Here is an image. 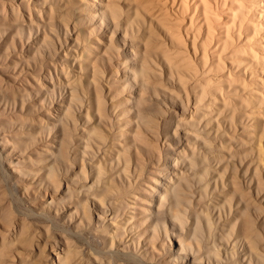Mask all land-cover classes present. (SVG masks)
<instances>
[{
  "label": "rangeland",
  "instance_id": "rangeland-1",
  "mask_svg": "<svg viewBox=\"0 0 264 264\" xmlns=\"http://www.w3.org/2000/svg\"><path fill=\"white\" fill-rule=\"evenodd\" d=\"M18 1L15 0L14 3ZM96 1L69 0L66 3L70 23L69 33L57 24L53 26L54 34L50 33L49 28L46 29L47 41H52L56 53H60V48L65 50L64 56L55 54L54 51L51 58L43 55L46 61L52 59L56 66L58 80L53 79L54 73L50 67L51 77L55 82V92L54 95H47L44 98L34 94L28 95L24 98V102L26 104L32 103L31 108L33 109L28 113L26 112V114L19 112L20 116L23 115L28 120L32 119L31 122L37 124V121H46L42 109H48L51 106L58 107V104L63 100H65L64 103H68L66 98L69 96V91L65 92L63 91L64 87H60V84H63V78L56 64L60 60H71L68 54V48L72 47L70 45L71 39H68L67 36L73 38V35H75L78 42L84 47L92 40L96 50L107 48V51L114 54L110 61L105 58L102 65L98 63L99 69L103 71L101 76L105 80L101 78V84L96 85V93L94 91L95 87L86 84L85 73L87 72L84 70L83 75L78 80H80L82 89L86 92L84 106L88 108L87 112L83 110L78 112L76 107L78 109L80 107L71 104L75 112L73 124L64 122L67 127V139H69L70 145L68 164L65 167L70 172L69 174L73 176L70 178H74V180L69 181L59 177L60 188L63 190L66 182L69 186H72V183L85 184V187L81 189L76 187L75 190L71 188L69 192L73 190L71 193L78 198L76 200L80 201L86 210L87 217L82 220V226L87 225V228L83 229L81 236L71 237L73 234L71 232L75 231V227L71 225L72 223L68 219L65 220L64 218L63 220V216L60 215L62 211L66 210L67 202L63 205L50 207L53 211H42L41 208L45 206V201L49 199L47 188L41 187L38 191L34 190L33 193L27 194L28 196L19 193L16 182L12 179L9 167L5 163L7 156L0 155V232L3 230L2 226L7 218L8 220L10 218L11 222L7 220L8 224L6 225H11L10 227L13 229L12 234L5 235V242L2 239L6 246L4 254L8 257L5 260L6 263L3 264H19L18 255L23 258L25 264H58L54 255L60 253V249L64 248V240L76 245L73 249L78 253L79 264H126L121 258L112 255L110 249L106 247L104 241L107 238L102 235L103 231L101 229L108 227L110 219L107 217L108 215H104L101 206L90 198V196L97 193V198L105 199L104 202L109 200L105 193L98 192L95 188L97 186H91L90 184V181H94V185H96V180H92V175L88 171L90 166L86 162L88 155L93 157V153L99 154L96 165L102 169L100 175L102 183L107 187L116 188L117 195L122 196L121 200L123 201L126 197L129 206L132 207H121L122 204L118 206L117 217L119 220H122L125 215L131 214L130 212L135 217L145 212L146 215L147 213L149 216L151 214V222H156L154 231L138 226L140 237H142V239H139L140 249L137 248L135 239L132 242H128L129 240L117 241L114 243L115 248L126 244L128 249L132 250V253L136 252V255L142 258L145 257L143 259L148 264H192V256L188 254L190 250L187 249V245L192 246L196 252L198 251L196 244H198L199 250L202 252L199 255L200 259L194 264H215V257H212L206 251L216 247V261L218 260V264H264V72L253 60H250V63L248 62L246 65L245 56L247 57V55L244 52V50L249 52L253 49L257 51L255 45L263 40L264 30L259 32L261 27L259 30L256 28L257 32L254 36L245 38L244 29L239 32L235 27L232 28L230 22H226L225 26L233 29L228 35L226 34L230 41L229 51L215 53L213 50L219 48L216 44L217 38L215 39V36L218 37L217 29L212 24V31L205 35L207 27L205 22L200 23L201 14L197 0H182L187 12L182 17L178 16L179 18L175 15L177 13L175 10L177 0H145L144 2L114 0L118 18L114 19L113 22L109 18L84 19L80 22L77 19L80 17L79 11L91 10V12H95L94 10L101 7L100 3L104 2V0ZM219 1L221 0H218V6L214 7V0H210L209 8H211L209 11L211 13H208L210 17L214 15L222 21L225 20L226 14L224 11L226 10L219 5ZM27 4L33 6L31 0H22L23 6L16 4V12L25 15ZM132 10H136L138 15L144 18L145 25H135L133 31L128 29L126 34H123V17L129 15ZM98 15L99 13L96 12V17ZM188 16L193 18L195 30L198 29L196 32H199L200 38L202 36L204 42H202V45L206 49L204 55L201 54V42L198 39H194V45L191 42L192 30L188 24ZM258 19L252 17L251 21L257 23ZM213 21L211 19L208 22L213 23ZM227 21L229 20L227 19ZM72 22L75 23L74 29H72ZM196 25L198 28H196ZM89 26L90 34H84L82 28ZM177 27L180 28V35L177 33ZM19 28V31H13V35L8 41L9 50H12L11 45L16 49L20 48L21 43L22 46L26 45L27 26L23 25L22 28ZM30 31L32 34L37 35L33 28ZM175 34L180 38L181 46L171 43V36H176ZM7 36L8 34H6ZM32 39L33 37L30 38V40ZM57 39L60 40V44H58ZM146 40L149 42V46L146 45ZM249 42L253 43L252 47H247ZM214 53L218 55V61H213V59H216ZM163 55L183 56L192 65L196 66L197 78H195L198 86L199 84L201 86V83L202 85L208 83L210 90L208 89V94L203 96L205 99L201 102L202 108L196 107L198 112L209 108L212 105L211 99L217 98L220 100L217 93L223 95V91H215L214 85L220 80H225L224 83L222 82L225 85L229 81L232 91L226 92L224 95H233L232 97L229 96V100H233L234 97L236 101L243 99L242 102L248 107L247 111H243L234 103L236 109L234 128L228 129L223 125V119L219 117V119L213 120L214 118L211 115L212 118L209 121L211 123L209 124L200 119L198 120L199 125L196 123L195 127L187 125V122L194 118L191 82L187 81L185 84H181L176 71L169 74ZM34 58L35 62L29 59L28 63L30 67L36 65L35 74L38 77L33 75L30 77L41 79L43 78V71L45 72L49 65L41 64L37 56ZM137 58H143L142 60L146 64L147 77L144 82L146 85L142 89L139 87L140 82L138 83L137 78L132 77L131 74L132 68L135 67L134 61ZM67 64L69 70H71L69 75L77 77L79 75L78 66L71 65L70 62H67ZM25 67L26 64L23 68L18 69L19 72L25 71ZM82 68L84 67L82 66ZM123 68L127 72L124 77L122 76L124 74ZM3 78L4 75L0 73V79ZM29 82H31V79H29ZM240 84L241 87H246V93L239 91ZM107 86L108 93H106ZM253 92L259 95L262 100L258 101L253 98ZM96 94L98 100L101 101L100 119H97L94 109ZM38 96L40 97L39 100L36 99ZM138 96L142 97L141 110L149 123V130L153 131L150 133L154 137L148 134L149 131L142 130L138 134L137 143L132 147H128L129 167L135 166L137 170L135 175L131 170L130 173L129 171L121 172L114 166L113 150L120 151V147L115 145L117 142L114 137V124L117 120L115 116L121 119L125 114L127 116L131 115L132 111L123 114L119 110H121L123 104L134 105L137 103ZM125 97L127 101L123 102ZM111 99L114 100L113 108L116 109L114 115L111 113V107L109 106L113 102ZM217 99L212 101L219 103L220 101L218 102ZM7 110H12V108H7ZM51 114L55 116L57 113L51 110ZM244 116H248L249 120H243ZM83 117H87V119L84 120ZM81 129H86L85 131H88L89 134L84 137L85 134L83 135ZM27 130L32 133L37 131L34 125ZM189 130L202 144L205 141L208 149L204 146L192 148L193 140L191 138L187 140L185 133H183ZM100 132L106 137V146L105 150L99 153L96 151L94 143H97L95 138L99 136ZM53 133L50 132V135ZM43 140L48 141L44 138ZM83 140L89 143L85 150L81 147L84 143ZM234 142L240 145V148H244L246 145L249 146V149L245 150V152H251L252 154V156L249 155L251 157H249L248 163L243 161L245 163L240 165L237 157L241 155H231V152L233 154L234 151L238 150L233 146ZM182 149H184L183 153ZM189 149L194 150L193 155L190 154ZM236 154H239V152ZM29 158L33 168L44 162L37 161L33 154H29ZM81 160L84 162L82 168ZM187 160L192 163L190 164L191 168L181 166L180 163L182 162H186V166ZM57 166L59 171L63 173L64 167L61 164H57ZM253 166L256 167V172L252 171ZM71 171H74V173ZM246 171L249 173L247 174ZM126 174L132 176L129 177L130 184L124 178ZM218 174H221L222 182L217 177ZM168 179L172 182V184H169L172 189L169 200L174 196L173 202L175 203V199L178 198L177 206L172 208L170 213L166 208V204L163 207H158L160 192ZM153 181L155 184L152 183ZM257 182L259 184L256 194L254 184H257ZM151 185L153 189L149 190ZM130 194L134 199L129 197ZM225 198L230 199V213L226 204L228 201ZM167 200L166 197L162 196V201ZM179 208L181 209L179 213L183 214L184 218L181 221L170 217L171 214L177 213ZM128 210L130 212H127ZM237 212H240L239 220L245 221L247 219L249 221L250 232L246 223L245 227L241 229L244 238L239 237L235 230L226 232L223 229L234 221L231 218ZM18 225H22L29 234L27 236L20 234ZM258 235L261 238L260 240ZM251 237L257 238V244L253 251L257 255L256 257L249 252L247 247V242L250 241ZM2 240L0 238V249ZM179 241L184 244L183 247L186 248V251L180 250ZM133 242L135 243L134 247ZM136 248L138 251H135ZM184 257L186 258L184 259Z\"/></svg>",
  "mask_w": 264,
  "mask_h": 264
},
{
  "label": "bare ground",
  "instance_id": "bare-ground-1",
  "mask_svg": "<svg viewBox=\"0 0 264 264\" xmlns=\"http://www.w3.org/2000/svg\"><path fill=\"white\" fill-rule=\"evenodd\" d=\"M15 0H0V73L4 75L3 79H0V155H6L7 161L5 163L9 167V172H11L12 179L16 182V188L17 191L21 194H29L33 193L34 190L38 191L41 187L47 188L49 199L45 201V206H43L41 209L45 212L53 211L50 207H55L57 205H63L65 202H67L66 210L62 211L60 215H62V219L65 220L68 219L72 224V226L75 227V231L71 232L73 233L71 237L76 238L82 235L83 229L87 228V225L82 226V220L87 217L86 210L81 205L80 201H77V197H75L70 191L71 188L75 190L77 187L78 189H81L85 187V184L81 183H72V186L68 185V182L65 183V188L62 190L60 188V179H66L69 181H73L74 178L71 176L65 167L66 164H68V149H69V139L67 127L65 126V123L71 122L73 124V116L75 112L72 109V106H79L76 107V111L81 112L82 110L84 112H87V109L84 106V99L86 98V92L82 89V85L80 83L81 76L84 73V70L87 72L85 73V76L87 78L86 84L88 86L95 87L94 91L96 93V85H100L101 78L105 80L102 76L101 71L98 67L99 64L102 65L105 58L107 61H110L112 59V56L114 54L110 51H107V48H100L99 50H96V47L94 46V43L92 40L87 44V46H82L81 43L78 42L77 37L73 35V38H70L71 36H67L68 39H71L69 47V55L71 57V60H60V62H56L58 65V69L60 70V74L63 78V84H60V87H64L63 91H69V96L66 98L68 103H64L65 100L60 102L58 104V107L51 106L48 109H42V113L45 118V122L37 121V124L35 122H31L32 119L28 120V118L24 117L23 115L20 116L22 113L26 114L29 111H31L33 108H31L32 103L26 104L24 102V98L28 95L34 94L41 96V98H44L47 95H54L55 92V82L52 80V73L50 71H53L54 80H58L59 76L56 73V66L52 59L46 61V59L43 57V55H47L51 58L52 52L54 51L55 54H61L64 56L65 50L60 48V53H56V50L54 48V44L47 41V33L46 29L49 28L50 33H53V26L55 24L63 27V30L65 32L69 33V19L67 15V7L66 3L69 0H31L33 6H28L25 10V15H21L18 12H16V4L22 5V0H19L18 2H15ZM97 2L96 0H93ZM132 1H141L144 2L145 0H132ZM177 1L179 2L177 4ZM176 1V16L182 17L184 13H186V7L183 4L182 0ZM222 1V0H221ZM219 1V5L222 6L226 11L225 12V20H219L217 16L213 17L209 16V13H211L209 8L210 0H197V5L200 7V23H206V32L205 35H208L212 28V24L215 25L218 33V37L215 36L216 44L218 45V49L213 52L218 53V51L227 52L229 51V37L226 36L228 33L233 30L230 29V27L225 26L227 24L226 22H230L232 25V28L235 27L237 31H241L242 29L245 30V38L249 36H254L255 32H257L256 28L261 27V30L259 32H262L264 30V0H226ZM100 3V2H98ZM214 7L218 6V0H214ZM228 5H227V4ZM101 7L97 10H94L95 12H91V10L85 11H79L80 14L79 19L80 22L84 19H104L109 18L113 22L114 19L118 18L117 12L115 10V3L114 0H104L103 3H100ZM7 9V10H6ZM96 12L99 13V15L96 17ZM217 14V13H216ZM252 17L259 18L257 23L251 21ZM179 18V17H178ZM188 24L191 27L192 30V44L194 45V39H198L201 43V54L204 55L206 52V49L202 45V36L200 38V35L196 32L194 21L192 17L188 16ZM211 19H213L212 22H208ZM218 19V20H216ZM227 19L229 21H227ZM216 22V23H214ZM223 22V23H222ZM256 23V24H255ZM122 30L123 34H126L128 29H131L133 31V28L137 25H145L144 18L140 17L136 10H132V12L129 13V15H125L123 17L122 22ZM23 25L27 26L28 29V36L26 39V45L21 46L20 48H14L13 45H11L12 50H9V44L8 41L11 39V36L13 35V31H19ZM72 29H74L75 23L72 22ZM136 25V26H135ZM31 28L36 31V34L31 33ZM196 28L198 26L196 25ZM178 34L180 35V28L177 27ZM42 31V34H41ZM82 31L84 34H90V26L89 27H83ZM186 32V30H185ZM175 33V32H174ZM6 34L8 36L6 37ZM54 34V33H53ZM187 34V32H186ZM177 36V34H175ZM5 36V37H4ZM172 35L171 36V43L176 44V46H181L180 38L177 36ZM33 37L32 40L30 38ZM66 39V35L64 36ZM198 37V38H197ZM179 38V39H178ZM58 40V39H57ZM257 42V41H256ZM204 43V42H203ZM206 43V42H205ZM208 43V42H207ZM206 43V44H207ZM58 44H60V40H58ZM68 44V43H67ZM146 45L149 46V42L146 40ZM209 46V45H208ZM207 46V47H208ZM253 43H248L247 47H252ZM257 48L255 51L254 49L251 51H245L247 57L246 59V65L248 62L250 63V60H253L256 64H258L261 68V70L264 72V38L263 40L256 43ZM209 49V48H208ZM196 52V51H195ZM254 52V53H253ZM47 53V54H46ZM216 55V59H213V61H218V55ZM213 55V54H212ZM35 56H37L40 59L41 64H47L49 65V68L47 67L45 72L43 71V78L41 79H35L34 77L30 76H36L35 71L37 69L35 66H29L28 60L32 59L33 62H35ZM143 59V58H142ZM142 59L137 58L134 63L135 67L132 68V77L137 78L138 83L140 82V89L144 85H146L145 78L147 77V71H146V64ZM163 60L165 63V66L167 67V70L169 74H171L173 71H176L178 75L179 83L185 84V82L189 81L191 82L192 86V95H193V112H194V118L193 120H189L187 122V125L194 126L198 123V120L202 119L206 124L210 121L211 116H213V120L221 119L224 120L223 125L225 127H228L230 129L231 127H235L234 122V113L236 112L234 103L237 104L243 111H247L248 107L245 105L242 100H229V96L233 95H224L226 92H231V84L229 81L227 84H222L225 80L218 81L213 88H215V91H223L221 95L220 93H217L219 95L220 100H218L219 103L214 102L216 99H211V106L209 108L205 109L204 111L198 112L197 106L199 108H202L201 102L205 99L203 96L208 94V89L210 90V87L208 83H204L201 86L196 83V66L192 65L189 61H187L183 56L181 55H163ZM67 62H70L71 65L78 66V72L79 75L77 77H71L69 74L71 70H69ZM99 63V64H98ZM231 63V62H230ZM26 64L25 71L23 70L22 73L19 72L18 69H21ZM245 65V66H246ZM82 66L84 68H82ZM243 66V67H245ZM40 67V66H39ZM123 71V77L126 76V71L124 68ZM75 74V73H74ZM75 76V75H74ZM38 77V76H36ZM196 77V78H195ZM31 79V82H29V79ZM99 80V81H98ZM107 82V81H106ZM224 83V82H223ZM230 85H229V84ZM119 87L120 86V83ZM239 91L242 93H246L245 91L246 87H241V84L239 85ZM244 86V85H243ZM237 88V87H236ZM212 89V88H211ZM238 89V88H237ZM60 90V89H59ZM214 90V89H213ZM109 89L107 86L106 93H108ZM211 93V91H210ZM216 94V93H214ZM253 98H256V100L261 101V97L257 95L255 92L252 93ZM37 97L36 99L39 100L40 97ZM96 99L94 102V109L95 113L97 115V119L101 118V114L99 112L101 101L98 100L97 94L95 95ZM127 96V95H125ZM215 97V96H214ZM112 100V99H111ZM214 100V101H212ZM113 102L109 104L111 107L110 111L114 115V111L116 110L114 107V100ZM127 101L126 97L124 98L123 102ZM70 102V105H69ZM257 103V102H256ZM143 104V100L141 96L137 97V103L134 105L130 104H123L121 107V110H119L121 113L125 114L127 112H131V115L127 116L125 114L123 118L119 119L116 118V122L114 124L115 130H114V137L117 140L116 144L118 147H120V151L113 150L114 154V160L113 164L115 167L119 169V171H133L136 175L137 170L135 166L129 167V159L127 156L128 147H132L135 143H137V140L139 139V133L142 130L149 131L148 134L152 136L153 132L152 130H149V123L146 120L145 116L142 113L141 106ZM215 104V105H214ZM201 106V107H200ZM233 106V107H231ZM12 108V110H7V108ZM119 109V108H118ZM51 110L55 111L57 114L54 116L51 114ZM134 111V112H133ZM21 112V114L19 113ZM99 112V113H98ZM214 113V115H212ZM85 114V113H83ZM211 115V116H210ZM84 120L87 119L83 117ZM119 119V120H118ZM243 120H249L248 116H244ZM242 122V119H241ZM215 124L217 125L216 121ZM34 125L37 129L36 132L32 133L31 131L27 130L30 128V126ZM55 126V127H53ZM83 132L84 137L86 134L88 135L89 132L85 131L86 129H81ZM50 132H54L52 135H50ZM191 131H185V137L188 140L191 138L193 140V143L191 147L196 146H204L208 149L206 146V142L204 141L203 144L198 141V138L194 136V134L190 133ZM126 137V138H125ZM154 137V136H152ZM42 138V139H41ZM47 139L48 141L43 140ZM105 136L99 133V136L95 138L97 140V143H94V146L96 147L97 152H102L105 150L106 141ZM197 140V141H196ZM83 145L81 146L84 150L89 146V143L83 140ZM201 144V145H199ZM233 146L237 148L238 150L234 151L233 154L231 152V155H241L237 157V161L242 165V163H245L243 161L249 162V157L252 156L251 152H245L246 149H249V146L246 145L244 148H240L241 146L238 145L236 142H234ZM231 147V145H230ZM77 148V147H76ZM190 148V146H189ZM229 149V148H228ZM241 149H244L243 151ZM182 149V153H183ZM189 152L191 155H193L194 150L189 149ZM239 154H236L238 153ZM29 154H33L35 159L37 161H44L43 163H40L37 165L36 168H33L30 164V158ZM227 154V153H226ZM230 155V153H228ZM181 155V154H180ZM251 155V156H249ZM102 157V155H100ZM182 157V156H181ZM87 165L90 166L89 173L92 175V180H96L94 185V181H90L91 186H97L98 192L105 193L106 196H108V201L104 202L105 199L103 198H97V193H95L93 196H90L93 200H95L103 210L104 215H108L110 222L108 227H105L104 229H101L103 231L102 235H104L107 239L104 241L106 247L110 249V253L117 258H121L126 264H148L144 261L143 258L136 255L135 253H132V250L128 249V245L124 244L121 246H117V248L114 247V243L117 241H124L129 240L128 242H132L133 239H135V242L137 243V248L140 249V243L139 239H142L139 234V228L138 226L145 227L146 229H149V231H154L156 227V222H151L150 216L145 212L140 213L139 216L135 217L132 215V212L128 210L127 212H130L131 214L125 215L122 220H119L117 217V210L118 206L121 207L125 206L127 208H132L129 206V203L127 201V198L124 197L123 201L122 196L117 195V189L113 187H107L102 183L101 180V168L98 167L96 162L99 159V154L93 153V157L88 155L87 158ZM183 159V158H181ZM219 159V158H217ZM186 162L180 163L183 168H191L192 163L187 160V165L185 166ZM246 163V164H247ZM57 164H61L64 167V172L59 171V168ZM83 160H81V168L83 167ZM248 167V166H247ZM246 167V168H247ZM246 170V169H245ZM252 171L256 172V167H252ZM74 173V171H71ZM179 173L181 171L178 170ZM247 172V171H246ZM128 173V172H127ZM249 172H247L248 174ZM64 174V175H63ZM131 174L124 175L125 180L128 182V184L131 183L130 176ZM217 177L220 178L222 182V176L221 174H218ZM64 179V180H65ZM166 184H164V187L162 188V191L160 192L159 201H158V207H163L166 204V208H168V211L170 213V210L172 208H175L177 206V199H175V203L173 202V197L169 200L170 192H171V186L169 184H172L171 180H166ZM251 182V181H250ZM259 182V181H258ZM254 184L255 186V193L258 192V183ZM155 184V182H152ZM250 184V183H249ZM216 186V183L214 184ZM251 185V184H250ZM249 185V186H250ZM153 186L149 188V190H152ZM28 196V195H27ZM162 196L166 197L167 201H162ZM131 198L134 199L132 194H130ZM225 200L228 201L226 203L229 208V213L231 211L230 199L225 198ZM94 203V201H93ZM96 205V204H95ZM104 205V206H103ZM98 206V205H97ZM177 211V213L171 214L170 217L177 218L179 221L183 220V214L181 215L180 212ZM237 211V210H235ZM240 212H237V214L233 215L231 219H234L231 224H229L226 228H223L227 231H237L238 236L244 238V234L241 232V229L245 227V223L247 225L248 231L250 232L249 228V221L245 219V221L239 220ZM57 216L59 217L58 213ZM7 218V217H6ZM6 219V222L3 224V230L0 232V238L1 240H5V235H10L11 231L13 230L12 227L6 225L7 222L11 219ZM122 221V222H120ZM102 227V226H101ZM18 230L20 234H23L24 236H27L29 233L27 230L23 228L22 225H18ZM210 230V229H209ZM13 233V232H12ZM11 233V234H12ZM186 236V233H185ZM259 236V235H258ZM118 239V240H117ZM259 236V240H260ZM226 242V240H224ZM3 240L1 241V249H0V264L6 263L5 260L8 258L4 254L6 246ZM65 246L64 248L60 249V253H56L54 256L56 258V263L58 264H79L77 255L74 251V247H76L75 244L72 242H69L67 240H64ZM133 247L135 246V243L133 242ZM180 250L186 251V248L183 247L184 244L181 243V241L178 242ZM247 247L249 248V252L251 254H254L255 257L257 256L253 251L255 250L256 244H257V238H252L250 241L247 242ZM120 245V244H119ZM215 247V246H213ZM212 247V248H213ZM135 249V251H138V249ZM189 248L190 254L192 256L191 263L194 264L197 262V260L200 259L199 255L202 251L199 250L198 244H196V249L198 251H194V248L192 246L187 245V249ZM134 251V248H133ZM217 247L213 249H208L206 253L211 255L212 257H215V264H218V260L216 261L217 257ZM19 264H25L23 261V258H21L20 255L17 256ZM186 257H184L185 259ZM258 259V258H257ZM16 261V260H15ZM96 261V259H95ZM175 261V260H174ZM52 263V261H51ZM10 264V263H9ZM16 264V263H13ZM18 264V263H17ZM166 264H172V263H166Z\"/></svg>",
  "mask_w": 264,
  "mask_h": 264
}]
</instances>
